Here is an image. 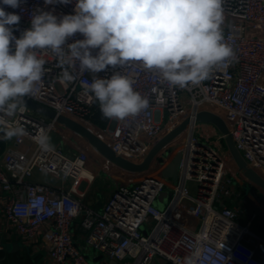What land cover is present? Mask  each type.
<instances>
[{"label":"built area","instance_id":"obj_1","mask_svg":"<svg viewBox=\"0 0 264 264\" xmlns=\"http://www.w3.org/2000/svg\"><path fill=\"white\" fill-rule=\"evenodd\" d=\"M74 4L75 0L67 5L23 0L20 8L4 7L21 16L14 26L19 37L31 26L33 10L62 16L74 14ZM223 8L221 27L233 58L214 68L209 79L185 88L169 87L158 72L145 70L137 62L109 66L97 75L108 78L120 71L132 77L135 90L148 98L149 107L125 120L107 119L103 127L91 119L98 101L81 86V80L90 82L94 74L81 73L77 62L70 69L76 79L62 84L58 58L41 53L46 60L44 76L37 94L25 99L89 126L91 130L85 128L116 156L131 163H141L165 134L184 120L189 122L145 171L128 172L95 209L84 202L80 190L84 179H94L85 170L89 155L115 165L64 125L43 115L32 116L25 106L14 116H5V123H0V235L40 246L46 264H160V259L186 264L189 258L195 264H264L247 240L255 238L249 222L238 223L239 209L225 204L237 194L233 181L241 174L225 144L226 135L212 124L195 120L197 112L216 114L211 110L217 109L246 166L264 180V0H224ZM78 39H83L79 33L67 43ZM17 125L26 134L5 138L6 130ZM41 134L48 139L56 134L58 141L49 144L47 139L43 147L37 141ZM176 153H181V160L176 182H171L158 170ZM83 171L89 175L83 176ZM249 184L264 199V191ZM162 194L166 202L160 206L156 201ZM39 197L44 198L43 206L33 207ZM72 208H78V214L72 215Z\"/></svg>","mask_w":264,"mask_h":264},{"label":"clouds","instance_id":"obj_2","mask_svg":"<svg viewBox=\"0 0 264 264\" xmlns=\"http://www.w3.org/2000/svg\"><path fill=\"white\" fill-rule=\"evenodd\" d=\"M73 0H44L45 5L70 4ZM23 0H0V123L23 106L26 97L37 94L45 73L41 53L54 54L63 69L60 82L81 73L94 74L81 80L84 92L99 103L102 117L125 120L149 107V100L134 88V79L115 71L108 78L97 74L137 62L159 73L169 87L196 86L209 79L214 68L234 57L225 42L224 0H75L74 14L62 16L33 10L30 27L19 37L14 26L21 16L4 6L20 8ZM77 33L83 39L67 43ZM93 50L96 54L93 55ZM22 126L10 127L5 138L25 135ZM47 135L37 137L47 147ZM44 198L33 207H42ZM57 210L60 206L57 205ZM72 215L78 208L70 209ZM186 264H195L191 258Z\"/></svg>","mask_w":264,"mask_h":264},{"label":"water","instance_id":"obj_3","mask_svg":"<svg viewBox=\"0 0 264 264\" xmlns=\"http://www.w3.org/2000/svg\"><path fill=\"white\" fill-rule=\"evenodd\" d=\"M23 106L27 107L31 111H34L38 113L39 115L45 116V118L54 119L57 123L60 125H64L66 129L71 131L72 133L76 134L80 138H82L90 147H92L101 157H103L105 160L112 162L115 166L128 171L132 173H140L145 171L149 164H151L152 159L154 156L176 136L181 131L186 128L185 126L189 122V119L184 120L181 124L176 126V128H173L170 130L167 134H165L158 142L151 148V150L148 152L146 157L143 159V161L139 164L131 163L119 156H116L113 151L110 149V147L103 142L99 137L91 133L89 130H87L85 127L82 126V124H79L78 122L64 116L55 113L53 110L46 108V106H41L40 104L34 103L30 100L27 101V99L24 100ZM91 119L95 122L105 123L106 118L102 117L99 107H97L96 111L92 114ZM195 120L198 122L203 123H209L214 125L217 130L221 133L226 135L225 138V144L228 147V151L233 158L235 164L238 166V168L243 172L244 177L249 180L251 183L258 185L259 188H261L264 191V180L257 175L253 170H251L248 166H246L244 160L238 153V151L235 149L233 142L228 136L227 127L224 123V121L216 114H213L208 111H200L195 114ZM167 154H169V150L166 151ZM181 160V153H176L172 155L170 162L167 165L162 166L158 173L164 177L165 179H170L171 182H176L178 171H179V165ZM159 162L162 160L159 158ZM244 193L248 195L249 198H254L256 201H260L259 197L255 194L253 189L248 186V184H243ZM0 260L4 259L6 254L9 252H12L16 248L20 247V244L18 242H11V243H2L0 244ZM101 256L97 257L94 261H97L100 259ZM111 264H115L114 261L110 262ZM160 264H169L167 261L160 259Z\"/></svg>","mask_w":264,"mask_h":264},{"label":"crops","instance_id":"obj_4","mask_svg":"<svg viewBox=\"0 0 264 264\" xmlns=\"http://www.w3.org/2000/svg\"><path fill=\"white\" fill-rule=\"evenodd\" d=\"M85 170L92 174L94 179L93 181L84 179L80 190L84 192V202L95 209H99L106 202L117 184L126 178L128 173V171L104 162L102 158L93 153L89 155ZM241 174L237 175L233 181L234 192L237 194L227 199L225 204L239 209V216L236 219L238 223L247 224L249 222V230L255 238L249 237L247 240L257 251L262 246L264 247V199L260 196L258 202L244 193L243 184L246 183L251 188L252 185L249 184L250 181L244 177L242 171ZM11 242H18L20 247L6 254L4 259L0 260V264L47 263L46 254L40 246H28L15 236L8 240L4 235H0V244Z\"/></svg>","mask_w":264,"mask_h":264},{"label":"rangeland","instance_id":"obj_5","mask_svg":"<svg viewBox=\"0 0 264 264\" xmlns=\"http://www.w3.org/2000/svg\"><path fill=\"white\" fill-rule=\"evenodd\" d=\"M55 88L59 91V92H61L62 91V89H61V86L58 84V83H56L55 84ZM31 115L32 116H35V117H39V114L38 113H36V112H34V111H32L31 112ZM205 130H208L209 132H211L209 129V127H203ZM57 141H58V137L56 136V134H52L51 136H50V138L48 139V142H50L49 144H53V143H57ZM82 143V142H81ZM84 144V143H83ZM222 145L224 144V141L221 143ZM187 186H188V188H189V185L187 184ZM192 193V192H191ZM193 194V193H192ZM259 196V195H258ZM259 199H260V196H259ZM157 205H160V206H163L164 205V203L166 202V201H164L163 200V194L162 195H160V199H158L157 201ZM142 230H143V228H142ZM257 254L259 255V257L262 255L263 256V258L262 259H264V247L262 246L261 247V249L259 248L258 250H257ZM91 255H93V253L92 252H90V256ZM261 256V257H262ZM260 257V258H261ZM118 264H121V263H118Z\"/></svg>","mask_w":264,"mask_h":264},{"label":"bare ground","instance_id":"obj_6","mask_svg":"<svg viewBox=\"0 0 264 264\" xmlns=\"http://www.w3.org/2000/svg\"><path fill=\"white\" fill-rule=\"evenodd\" d=\"M212 112H214V113H216V114H220L218 111H217V109H214V110H211ZM86 128H88L89 130H91L90 128H89V126H86V125H84ZM89 174L86 172V171H83V176H88Z\"/></svg>","mask_w":264,"mask_h":264},{"label":"trees","instance_id":"obj_7","mask_svg":"<svg viewBox=\"0 0 264 264\" xmlns=\"http://www.w3.org/2000/svg\"><path fill=\"white\" fill-rule=\"evenodd\" d=\"M97 124H99L100 126H105V123H100V122H96Z\"/></svg>","mask_w":264,"mask_h":264}]
</instances>
